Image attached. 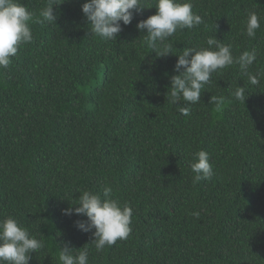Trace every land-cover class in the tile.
Returning a JSON list of instances; mask_svg holds the SVG:
<instances>
[{"label":"trees","instance_id":"16d2710c","mask_svg":"<svg viewBox=\"0 0 264 264\" xmlns=\"http://www.w3.org/2000/svg\"><path fill=\"white\" fill-rule=\"evenodd\" d=\"M21 2L38 14L48 0ZM85 2L57 0L56 24L32 25L33 41L0 69V220L12 216L43 240L29 264H60L66 244L85 246L89 264H264V79L251 85L238 66L214 73L182 115L167 101L178 57H158L137 29L157 9L105 41L91 34ZM192 3L204 23L169 38L176 54L216 36L236 56L258 53L250 71L264 68V20L255 39L244 34L264 0ZM238 85L245 103L231 95ZM213 95L228 98L222 112ZM199 150L215 175L193 186ZM105 186L133 209L132 231L98 252L76 226L87 217L63 210Z\"/></svg>","mask_w":264,"mask_h":264},{"label":"clouds","instance_id":"9594fccd","mask_svg":"<svg viewBox=\"0 0 264 264\" xmlns=\"http://www.w3.org/2000/svg\"><path fill=\"white\" fill-rule=\"evenodd\" d=\"M60 4L57 0H48L37 14L21 0H0V69L11 64V58L17 55L22 45L33 41L32 25L56 24L54 8ZM152 8L157 9L156 14L141 20L137 29L142 33L147 30L143 43L158 57H178L175 71L179 75L171 77L167 101L175 105L182 115H189L190 105L201 102L202 90L211 84L214 73L238 66L251 85H259L264 79V68L250 71L258 63L255 50H245L236 56L231 45L224 44L216 36L207 39L206 47H185L179 54L175 53L169 38L178 31L193 29L204 23L201 15L193 11L192 0H87L82 5V12L90 22L92 35L105 41H117L123 31L122 24L130 25L136 14ZM262 20L264 17L256 11L248 13L244 34L249 39H255ZM231 95L243 103L248 97L245 86L239 85ZM227 102V97L215 95L210 101L215 105L217 113L224 110ZM190 169L194 173L193 186L201 180H211L215 175L210 154L205 150L194 154ZM112 191L110 186L104 187L103 195L81 190L78 199L72 198L75 203L70 201L74 207L63 210L68 216L75 214L87 217V221H77L76 226L85 233H92L94 239L91 244H94L98 252L106 246L115 245L118 240H126L132 231L133 209L127 203L121 204L118 199L110 198ZM191 215L198 218L200 212H192ZM44 248L43 240L37 239L18 219L8 216L0 220V264H29L32 253H38ZM73 250L67 244L60 248V264H89V253L85 246L75 250V254Z\"/></svg>","mask_w":264,"mask_h":264}]
</instances>
